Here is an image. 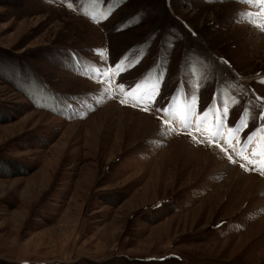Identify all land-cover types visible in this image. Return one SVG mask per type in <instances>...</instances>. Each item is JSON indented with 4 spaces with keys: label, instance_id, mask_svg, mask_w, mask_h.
I'll return each instance as SVG.
<instances>
[{
    "label": "rangeland",
    "instance_id": "1",
    "mask_svg": "<svg viewBox=\"0 0 264 264\" xmlns=\"http://www.w3.org/2000/svg\"><path fill=\"white\" fill-rule=\"evenodd\" d=\"M262 170L264 0H0V264H264Z\"/></svg>",
    "mask_w": 264,
    "mask_h": 264
},
{
    "label": "snow or ice",
    "instance_id": "2",
    "mask_svg": "<svg viewBox=\"0 0 264 264\" xmlns=\"http://www.w3.org/2000/svg\"><path fill=\"white\" fill-rule=\"evenodd\" d=\"M100 75H103V72L101 71L100 73H99ZM125 101H121V103H124ZM138 103V101H136V100H134L133 101V106L135 107L136 106V104ZM145 111H147V107L145 108ZM185 127L187 128V127H189L190 126V124H189V122H187V117H185ZM246 126V125H245ZM216 135H219V133H215L212 137H211V139H215V137H216ZM210 143H211V140H210ZM230 147H232V150H233V152H235V146L234 145H230ZM226 151V150H225ZM252 155H256V153L254 152V153H252ZM228 159H229V161H232V156L231 155H229L228 156ZM244 159H248V157L247 156H245L244 157ZM252 161L251 160H249V163H251ZM241 167H245V165H241ZM262 172H264V170H262Z\"/></svg>",
    "mask_w": 264,
    "mask_h": 264
},
{
    "label": "bare ground",
    "instance_id": "3",
    "mask_svg": "<svg viewBox=\"0 0 264 264\" xmlns=\"http://www.w3.org/2000/svg\"><path fill=\"white\" fill-rule=\"evenodd\" d=\"M248 178H253V177H248ZM245 186H246V189L248 190L251 186H250V184H248L247 182L245 183ZM250 194V193H249ZM252 194V193H251ZM250 194V195H251Z\"/></svg>",
    "mask_w": 264,
    "mask_h": 264
}]
</instances>
